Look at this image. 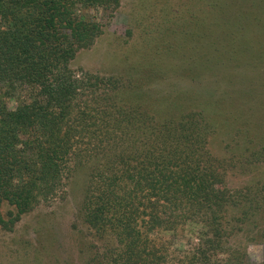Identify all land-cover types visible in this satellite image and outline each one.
<instances>
[{"label": "trees", "instance_id": "obj_1", "mask_svg": "<svg viewBox=\"0 0 264 264\" xmlns=\"http://www.w3.org/2000/svg\"><path fill=\"white\" fill-rule=\"evenodd\" d=\"M118 4L0 0V204L15 210L7 220L0 214V228L10 229L41 200L53 199L71 159V169L89 166L78 216L90 229L112 230L118 243L108 249L109 260L93 256L88 264H237L235 255L217 257L235 201L216 188L208 124L194 112L159 121L136 105L131 114L110 117L105 104L100 110L96 101L77 104L86 85L70 61L100 33L98 22L81 13L99 10L110 18ZM105 115L104 128L96 129ZM86 135L100 136L79 148L82 155L74 152L73 141ZM184 230L186 245L156 241L161 231Z\"/></svg>", "mask_w": 264, "mask_h": 264}, {"label": "rangeland", "instance_id": "obj_2", "mask_svg": "<svg viewBox=\"0 0 264 264\" xmlns=\"http://www.w3.org/2000/svg\"><path fill=\"white\" fill-rule=\"evenodd\" d=\"M81 14L96 20L100 33L70 61L86 85L77 104L96 101L99 110L105 104L110 117L131 114L136 105L159 121L197 113L212 129L206 147L216 188L228 190L235 201L228 205L229 225L217 257L264 264V0H119L110 18L99 10ZM97 94L99 100L92 99ZM107 116L96 129L104 128ZM95 139L73 141L74 152ZM61 182L53 199L41 200L10 229L0 228V264L110 259L108 249L118 245L112 230L90 229L77 212L88 164L71 169L68 160ZM8 211L14 207L2 201L4 220L11 217ZM187 235L161 231L156 241L178 248L187 244Z\"/></svg>", "mask_w": 264, "mask_h": 264}]
</instances>
